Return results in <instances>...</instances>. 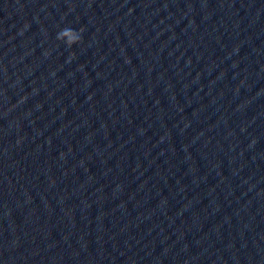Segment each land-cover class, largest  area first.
<instances>
[{"label": "water", "instance_id": "water-1", "mask_svg": "<svg viewBox=\"0 0 264 264\" xmlns=\"http://www.w3.org/2000/svg\"><path fill=\"white\" fill-rule=\"evenodd\" d=\"M0 264H264V0H0Z\"/></svg>", "mask_w": 264, "mask_h": 264}, {"label": "clouds", "instance_id": "clouds-1", "mask_svg": "<svg viewBox=\"0 0 264 264\" xmlns=\"http://www.w3.org/2000/svg\"><path fill=\"white\" fill-rule=\"evenodd\" d=\"M81 31L82 29L74 30L71 28H64L57 33L56 39L58 41H63L66 47L71 48L72 45L81 42V35H80Z\"/></svg>", "mask_w": 264, "mask_h": 264}]
</instances>
